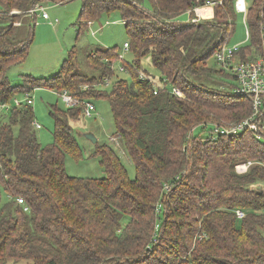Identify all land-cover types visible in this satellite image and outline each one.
I'll use <instances>...</instances> for the list:
<instances>
[{
  "label": "trees",
  "instance_id": "16d2710c",
  "mask_svg": "<svg viewBox=\"0 0 264 264\" xmlns=\"http://www.w3.org/2000/svg\"><path fill=\"white\" fill-rule=\"evenodd\" d=\"M49 1L66 0H0V105L35 86L65 90L80 102L105 99L134 176L105 144L94 150L102 177L67 174L64 156L82 155L71 127L79 104L51 111L47 146L35 135L30 106H9L0 119V189L8 197L3 202L0 191V264H264V189L256 187L264 181V141L249 131L203 134L209 124L240 121L252 110L248 96L220 93L218 82L204 85L230 77L207 60L234 30L235 1L211 0L212 18L177 22L205 0H148L150 10L144 0H82L79 15L88 20L119 12L132 56L131 63L122 60L130 81L112 79L115 47H95L86 64L97 77L78 71L72 50L53 77L26 75L13 85L7 69L26 58L35 7ZM23 15L31 16L29 29L19 36L15 23ZM245 22L250 46L236 60L254 59L264 47V0H251ZM147 58L158 80L140 67ZM106 79L108 92L101 88ZM169 85L184 97L170 94ZM238 161L253 164L238 173Z\"/></svg>",
  "mask_w": 264,
  "mask_h": 264
},
{
  "label": "rangeland",
  "instance_id": "374dc122",
  "mask_svg": "<svg viewBox=\"0 0 264 264\" xmlns=\"http://www.w3.org/2000/svg\"><path fill=\"white\" fill-rule=\"evenodd\" d=\"M243 1L247 9L251 0ZM39 6L44 7L48 18L43 19L41 17L42 12H36L32 40L28 45L26 58L21 63L11 64L7 69V77L11 84L16 86L21 85L26 75L35 79L53 77L59 71L63 61L68 58V55H71L69 53L72 50V59L74 64L77 65L78 71L88 78L94 76V74L97 77L96 72L87 67L86 64V55L95 47H115L120 59L117 58L113 64L114 75L112 79L117 77L128 82L130 81L131 76L125 68L123 72L119 71L123 65V61L127 63L132 62L131 54L123 48L124 42L128 41V36L119 12L115 10L109 11L101 14L97 19L88 21L84 16L79 15L82 0H66L61 3L49 1ZM143 6L146 10L151 9L148 0H144ZM13 13L17 14V11ZM30 17L29 15H23L16 20L15 24L19 28V36H24L28 31ZM190 19L193 18H190L189 13L185 12L179 15L176 21L188 22ZM78 20L81 21L79 22ZM24 28L25 30H23ZM225 42L228 47L234 45L240 47L250 46L244 13L235 10L234 30L225 38ZM207 65L218 69L212 56L208 58ZM140 67L147 70L150 75H154L156 80H158L159 73L150 66L148 58L142 59ZM72 72L74 70L70 71V73ZM111 82L108 80L107 83L101 85V88L108 92L111 89ZM217 82L220 84L219 88H217ZM204 85L206 88H217L220 93L224 91L225 93L232 94L235 82L231 77H221L218 80L212 79L210 82L207 81ZM167 88L169 89V87ZM60 92L48 89L45 86H35L27 93H16L9 101L7 109H0V115L4 117L8 116V107L14 105V99L24 101L27 94L32 100V104L29 106L32 110L34 121L40 125V128L34 129L35 135L42 146H47L53 142L54 119L51 111L53 109H66L68 106L64 102ZM93 104L95 110L90 115L84 114V104H80L82 112L78 111L76 119L71 122V127L74 130L77 143L81 147L82 155L76 159L67 154L64 156V167L67 174L84 178L102 177L104 174L103 168L94 150L96 145L105 144L116 152L126 168L127 175L132 178L134 176V166L127 151L121 145V140L114 137L115 125L108 102L105 99H99L94 101ZM218 123L226 125L229 122L225 123L223 120H218ZM200 131V128H195L192 130V134L196 136ZM208 131L209 127H206L203 134H207ZM88 133H91L96 138V143H92L86 138V134ZM249 162H251V165L253 164L252 161ZM242 163L245 162L238 161L236 165ZM236 165L235 168L237 170ZM256 187L264 189V181L259 182ZM0 191L1 200L3 202L7 201V195L1 189Z\"/></svg>",
  "mask_w": 264,
  "mask_h": 264
},
{
  "label": "built area",
  "instance_id": "2783aa9c",
  "mask_svg": "<svg viewBox=\"0 0 264 264\" xmlns=\"http://www.w3.org/2000/svg\"><path fill=\"white\" fill-rule=\"evenodd\" d=\"M215 1L205 0L203 5L194 7V11L197 16L193 18L191 21L196 22L200 19H206L204 14L201 11L203 9L213 8ZM36 11H41V17L43 19H47V13L44 11V7L36 6ZM35 10H30L35 11ZM235 10L246 13V7L244 5L243 0L235 1ZM247 31V30H246ZM248 33V32H247ZM248 36V35H247ZM124 50H128V43L124 42L123 44ZM241 47L238 45H234L232 47H228L226 42L224 41L219 47H217L212 53V58L214 59V63L218 70H222L230 75L232 79H234L235 86L233 88V93L237 96H248L251 102L252 110L246 118L232 122L226 125L222 124H209V135L213 138L220 135L230 136L237 135L242 132L249 131L254 134L255 138L258 140L264 141V47L261 50V53L256 56L254 59L250 60H236V55L239 53ZM117 58L120 59L119 54ZM119 71L123 72L124 67L121 66ZM139 78L142 80H152L151 76L146 75L143 72H139ZM107 83V79L105 80ZM159 84L153 82V94L158 92ZM164 88V86H160ZM169 93L178 97L183 98V92L177 88L176 86L169 85L168 89ZM61 96L64 102L68 105L67 107H73L75 105L84 104L85 112L84 114L90 115L91 112L95 110L94 104L89 101L80 102L78 98L74 97V95L69 94L67 91H61ZM21 102H26L28 105L32 104V100L26 94V98L24 101H17L14 99V104L19 105ZM8 104L0 105V109L7 107ZM1 119V115H0ZM33 126L38 129L40 125L33 121ZM251 165V162L247 161L242 164H238L237 172L244 173L248 167ZM18 204H22L23 210H27L24 201L21 198H16ZM237 217L241 218L243 216V212L240 210H236Z\"/></svg>",
  "mask_w": 264,
  "mask_h": 264
},
{
  "label": "crops",
  "instance_id": "0c3cea01",
  "mask_svg": "<svg viewBox=\"0 0 264 264\" xmlns=\"http://www.w3.org/2000/svg\"><path fill=\"white\" fill-rule=\"evenodd\" d=\"M208 9H210V15H207V16H205L204 15V17H206V19H210V18H212L213 17V8H208ZM204 10V9H203ZM194 11V10H193ZM202 11V10H201ZM200 11V12H201ZM195 16H197V14L195 13V11H194V14H193V16H192V18H195ZM192 20V19H191ZM89 21V20H88Z\"/></svg>",
  "mask_w": 264,
  "mask_h": 264
},
{
  "label": "water",
  "instance_id": "95a60500",
  "mask_svg": "<svg viewBox=\"0 0 264 264\" xmlns=\"http://www.w3.org/2000/svg\"><path fill=\"white\" fill-rule=\"evenodd\" d=\"M86 138L89 139L92 143L96 142V138L91 133L86 134Z\"/></svg>",
  "mask_w": 264,
  "mask_h": 264
},
{
  "label": "bare ground",
  "instance_id": "6f19581e",
  "mask_svg": "<svg viewBox=\"0 0 264 264\" xmlns=\"http://www.w3.org/2000/svg\"><path fill=\"white\" fill-rule=\"evenodd\" d=\"M205 16L210 15V9H204L201 11Z\"/></svg>",
  "mask_w": 264,
  "mask_h": 264
}]
</instances>
